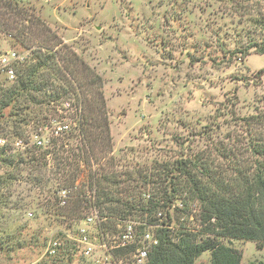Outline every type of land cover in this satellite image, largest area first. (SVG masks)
<instances>
[{
	"label": "rangeland",
	"instance_id": "rangeland-1",
	"mask_svg": "<svg viewBox=\"0 0 264 264\" xmlns=\"http://www.w3.org/2000/svg\"><path fill=\"white\" fill-rule=\"evenodd\" d=\"M11 1L41 21L36 26L42 31L38 42L52 49L47 58L50 69L44 70L56 87L70 91L61 90L57 103L47 100L27 109L30 125L21 129L15 127L14 103L4 111L1 146L5 142L14 149L5 152L3 158L13 164L0 162V176L17 180L0 186V264H133L135 252L117 249L127 226L134 230L138 249L146 234L160 244L163 230L187 229L205 238L204 213L192 200L185 201L184 212L176 208L183 209L181 200L169 205L158 216V226L147 213L125 211L116 216L102 211L95 203L105 199L96 194L90 168L54 146L52 127L43 121L47 117L54 126L68 125L66 141L78 144V126L89 115V106L101 111L98 118L104 124L107 117L112 141L104 152L96 148L101 164L93 163L91 170L99 171L109 197L131 203L140 194L146 202L152 193L157 195L148 179L143 184L139 172L152 174L153 181L156 171L182 159L250 150V136L240 120L264 112V0ZM10 53H16L18 65L39 60L34 46L27 49L0 32V56ZM68 66L74 77L68 76ZM0 82L3 88L14 85L3 73ZM62 116L68 119L61 121ZM34 144L43 149L29 153ZM55 151L74 164L66 178L77 180L75 187L63 188L58 180L64 171L58 168ZM33 156L47 164L34 173ZM130 177L135 181L129 182ZM162 180L169 178L162 175ZM123 186L132 188L134 197L120 194ZM71 198L89 205L73 209ZM106 207L119 210L115 203ZM94 214L100 222L88 223ZM84 234L92 249L89 254L81 243ZM222 242L243 252L245 264L264 263V250L259 252L255 242ZM211 261L206 251L195 264Z\"/></svg>",
	"mask_w": 264,
	"mask_h": 264
},
{
	"label": "trees",
	"instance_id": "trees-1",
	"mask_svg": "<svg viewBox=\"0 0 264 264\" xmlns=\"http://www.w3.org/2000/svg\"><path fill=\"white\" fill-rule=\"evenodd\" d=\"M37 22L41 21L33 14L15 6L11 0H0V32L16 38L27 49L34 46L35 55L39 56L37 57L39 60L35 64H27L28 60L19 65L18 60L11 64L15 73L14 85L9 88L0 86V126L1 121L6 117L4 111L11 103H14L15 116L18 117V125L16 124L15 127L21 129L22 125H30V115L25 113L27 109L41 105L47 100H49L48 103L52 101L57 103L61 90L64 93L70 91V88L65 90L56 87L51 82L49 73L44 70V68L50 69L47 58L52 49L38 42L42 31L37 29ZM27 23L29 25H26ZM34 26L36 30H34ZM69 69L68 66V76L74 77L73 71ZM0 74L2 73L0 72ZM60 79L65 82L67 87L71 85L65 75H62ZM0 85L3 83L0 82ZM101 105L104 110L103 98ZM100 112L97 111V108L89 106V115L85 114L78 126V132L81 135L78 144L66 141L68 136H65V132L60 136H55L59 125H64V123L58 122L59 124L54 126L49 123L52 121L51 118L44 117L43 125L52 127L51 131L55 137L54 146L60 147L64 153H71L73 159L83 163L87 169L90 168L91 178L95 180L97 188L96 194L105 199L104 201L97 199L95 203L102 211L108 210L109 213L116 216H122L121 214L125 211L129 214L134 211L147 213L149 216L155 217V220L151 222L153 226H158V216L162 217L165 209L169 205L173 206L177 200L182 201L183 209L176 207L180 211L184 212L188 208L186 200H192L201 206L204 213L202 224H205L206 227L202 232L206 236L205 238H200L198 233L187 231V229L178 230L177 233L175 230H163L159 232L161 234L159 246L150 254V264H195V261L206 251L211 252V264H242L243 252L226 246L222 239L252 241L256 243L258 251L264 249V112L240 120L241 126L247 133V138L250 136V142H248L250 150H225L219 151L216 155L201 154L190 159H182L172 166H163V169L156 171L157 174L153 181L152 174L145 176L139 172L143 184H148L150 181L151 185L153 184L157 189V195L152 193V198L146 202L140 194L139 198L135 197L132 203L127 198H125L126 200H115L109 197L110 195L107 194L102 182L98 179L99 171L93 173L91 170L93 163L101 164L96 157V148L104 152L112 141L109 121L106 117L104 124H101L98 118ZM60 118L61 121L68 119L67 116ZM5 131L3 127L0 128L1 134ZM16 133L20 135L21 132L18 130ZM72 135L75 134L72 133ZM1 141L3 140L0 138ZM25 142L29 143L28 140ZM35 144L27 149L29 153L43 149ZM5 145L1 146L0 144V162L11 167L13 161L5 159L3 156L5 152L14 148L12 145ZM54 154L57 156L59 170L64 171L58 178L63 181V188L75 187L77 180L66 178V171L72 169L74 164L68 156H61L56 151ZM31 161V164L36 166L33 173L47 165L46 163L42 164V159H37L35 156L31 157ZM21 163L24 162L21 161ZM74 170L77 172L80 168L76 167ZM74 175L77 176V173ZM162 175L169 180L163 182ZM9 179L17 180V177L0 176V186ZM111 179H107V182L111 183ZM41 181V179L37 180L39 183ZM128 181L134 182L135 180L130 177ZM168 181L170 182L168 183ZM116 183L117 186H119L118 183L122 184L120 181H116ZM167 187L171 188L170 192ZM123 188L125 190L120 194H124L128 198L134 197V193H131L132 188L124 186ZM184 202L185 204H183ZM70 203L75 207L73 209L77 210L82 208L83 203L89 205L88 201L81 198H71ZM108 203L117 204L119 210L107 209ZM166 213L168 214V212ZM131 250L136 252V247ZM125 253L126 251L123 252V254Z\"/></svg>",
	"mask_w": 264,
	"mask_h": 264
},
{
	"label": "built area",
	"instance_id": "built-area-1",
	"mask_svg": "<svg viewBox=\"0 0 264 264\" xmlns=\"http://www.w3.org/2000/svg\"><path fill=\"white\" fill-rule=\"evenodd\" d=\"M16 53H10L8 55H2L0 56V72L5 74L7 78L14 80L15 79V73L14 70L11 68V64L19 59H17ZM58 125V124H57ZM56 126V125H55ZM69 127L68 125H59L55 132V136H60L61 133H64L65 131H68ZM2 141L0 142V144ZM5 144V142H3ZM35 143L39 146H43L42 140H36ZM3 144V145H4ZM17 147L20 146V143L16 144ZM98 217L94 214L92 217L87 218L88 223H95L98 222ZM100 222V221H99ZM84 233V231H83ZM143 246L139 247L136 243V238L134 235V230L132 226H127L125 229L123 235L120 237V244L118 245L117 249H125L129 250L133 247H136V252L134 253L135 259L132 260L133 264H148L150 254L159 246V242L156 240H152L151 236L149 234H146L143 236ZM89 238L88 235H83V238L81 240V243L86 245L87 250L86 254H89L92 250L89 245Z\"/></svg>",
	"mask_w": 264,
	"mask_h": 264
},
{
	"label": "crops",
	"instance_id": "crops-1",
	"mask_svg": "<svg viewBox=\"0 0 264 264\" xmlns=\"http://www.w3.org/2000/svg\"><path fill=\"white\" fill-rule=\"evenodd\" d=\"M263 250H264V249H263ZM263 250H262V251H263ZM259 252H261V251H259ZM243 258H244V255H243ZM262 263H263V262H262ZM242 264H245L244 261H242ZM263 264H264V263H263Z\"/></svg>",
	"mask_w": 264,
	"mask_h": 264
}]
</instances>
